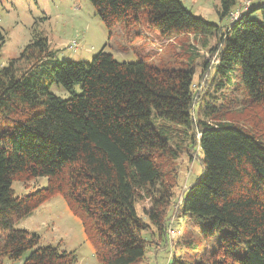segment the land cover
<instances>
[{"label":"trees","instance_id":"16d2710c","mask_svg":"<svg viewBox=\"0 0 264 264\" xmlns=\"http://www.w3.org/2000/svg\"><path fill=\"white\" fill-rule=\"evenodd\" d=\"M89 2L108 30L123 26L136 55L171 36H215L218 62L207 69L217 89L237 82L250 103L264 104V0L239 9V0H220L221 18L238 14L225 29L180 0ZM5 39L0 29V59ZM195 75L192 65L118 62L104 49L91 63L60 61L48 38L35 35L0 71V263L30 252L24 264H78L75 252L41 246L38 235L14 228L60 196L82 223L97 264H141L145 232L153 227L166 238L174 215L191 218L203 238L219 242L213 252L173 264H264V140L203 103ZM55 85L70 97L55 95ZM173 131L187 148L199 147L203 166L177 213L170 211L171 170L181 147L173 146ZM38 178L47 187L14 194V182ZM146 197L149 223L137 210Z\"/></svg>","mask_w":264,"mask_h":264},{"label":"rangeland","instance_id":"374dc122","mask_svg":"<svg viewBox=\"0 0 264 264\" xmlns=\"http://www.w3.org/2000/svg\"><path fill=\"white\" fill-rule=\"evenodd\" d=\"M180 1L195 16H201L223 29L238 15L221 18L218 12L220 0ZM247 1L239 0L237 9ZM259 17V11L252 16ZM0 29L6 38L1 49L0 71L9 61L20 56L35 35L48 38L56 59L60 61L91 63L96 54L104 49L118 62L147 61L166 69L189 68L192 65L196 72L195 90L204 99L202 102L215 104L218 111H222L220 115L225 121L255 132L264 140V104L250 103L237 82H226L222 90L217 89L218 81L212 79V73L207 69L208 65L213 66L218 62L217 54L212 53L219 44L215 36H171L154 43L145 50V55H136L128 45L123 26L119 24L108 30L89 0H0ZM52 92L63 99L70 97L57 85L53 86ZM197 109L198 105L195 119L199 115ZM173 136V146L181 147L180 157L175 162L176 170H171L172 175H176V187L170 211L177 213L187 189L203 175V166L199 147L187 148L189 141H184V136L177 131H173ZM196 136L199 139L197 130ZM47 184L46 178L23 179L14 182L12 189L16 196H25L47 187ZM151 206L152 200L147 197L137 204L139 215L148 223L144 210ZM170 222L166 238L159 236L153 227L145 232L144 237L149 244L141 264H173L174 259L189 261L194 260L198 253L217 249L219 237L203 238L200 225L191 218H176L174 215ZM14 228L38 235L41 246L60 245L61 251L75 252L78 264H97L94 248L87 239L82 223L69 211L60 196L16 222ZM29 254L25 253L18 260L4 257L0 264H24Z\"/></svg>","mask_w":264,"mask_h":264},{"label":"built area","instance_id":"2783aa9c","mask_svg":"<svg viewBox=\"0 0 264 264\" xmlns=\"http://www.w3.org/2000/svg\"><path fill=\"white\" fill-rule=\"evenodd\" d=\"M253 1H258V0H249L243 5V7L247 8Z\"/></svg>","mask_w":264,"mask_h":264}]
</instances>
